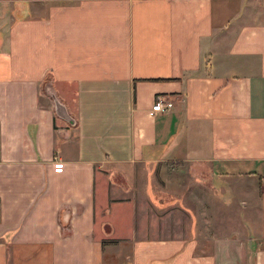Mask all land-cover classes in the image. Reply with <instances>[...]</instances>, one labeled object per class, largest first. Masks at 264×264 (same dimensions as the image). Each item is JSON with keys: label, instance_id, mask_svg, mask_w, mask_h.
I'll use <instances>...</instances> for the list:
<instances>
[{"label": "crops", "instance_id": "obj_1", "mask_svg": "<svg viewBox=\"0 0 264 264\" xmlns=\"http://www.w3.org/2000/svg\"><path fill=\"white\" fill-rule=\"evenodd\" d=\"M0 264H264V0H0Z\"/></svg>", "mask_w": 264, "mask_h": 264}, {"label": "water", "instance_id": "obj_2", "mask_svg": "<svg viewBox=\"0 0 264 264\" xmlns=\"http://www.w3.org/2000/svg\"><path fill=\"white\" fill-rule=\"evenodd\" d=\"M53 100L55 103L56 113L62 118H64L65 120L73 123V118L67 112L65 105L62 102H60L54 95H53Z\"/></svg>", "mask_w": 264, "mask_h": 264}, {"label": "built area", "instance_id": "obj_3", "mask_svg": "<svg viewBox=\"0 0 264 264\" xmlns=\"http://www.w3.org/2000/svg\"><path fill=\"white\" fill-rule=\"evenodd\" d=\"M172 102L169 99L157 97L151 106L152 110L165 111L171 106Z\"/></svg>", "mask_w": 264, "mask_h": 264}]
</instances>
